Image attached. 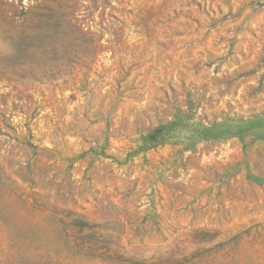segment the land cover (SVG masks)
<instances>
[{
    "label": "rangeland",
    "instance_id": "374dc122",
    "mask_svg": "<svg viewBox=\"0 0 264 264\" xmlns=\"http://www.w3.org/2000/svg\"><path fill=\"white\" fill-rule=\"evenodd\" d=\"M0 264H264V0H0Z\"/></svg>",
    "mask_w": 264,
    "mask_h": 264
}]
</instances>
